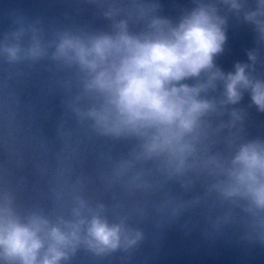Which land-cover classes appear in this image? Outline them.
Wrapping results in <instances>:
<instances>
[{
	"label": "clouds",
	"instance_id": "9594fccd",
	"mask_svg": "<svg viewBox=\"0 0 264 264\" xmlns=\"http://www.w3.org/2000/svg\"><path fill=\"white\" fill-rule=\"evenodd\" d=\"M99 23L45 25L11 16L0 32L5 86L41 63L56 77L66 121L109 147L97 188L81 173L51 206L26 201L22 178L0 181V264H73L129 254L145 239L149 201L170 210L211 202L218 226L264 247V136L246 133L248 109L264 114V0H189L173 16L161 0H87ZM251 28L246 61L224 71L229 21ZM247 94V107L239 106ZM71 167L63 164L58 175ZM124 258L123 255L120 257Z\"/></svg>",
	"mask_w": 264,
	"mask_h": 264
},
{
	"label": "water",
	"instance_id": "95a60500",
	"mask_svg": "<svg viewBox=\"0 0 264 264\" xmlns=\"http://www.w3.org/2000/svg\"><path fill=\"white\" fill-rule=\"evenodd\" d=\"M161 3L164 14L174 17L189 0ZM15 13L28 19L39 17L45 25L99 23L87 0H0V32L10 27ZM227 36L225 51L216 59L224 71H230L237 61H246V50L254 47L247 25L230 20ZM6 72L7 67L0 64V181L5 170L13 183L22 178V197L46 207L64 192L65 182L81 173L90 178L89 190L95 192L98 169L108 163L101 156H117L123 146L109 147L105 141L89 138L72 121L65 122V135H60L62 93L46 64L21 66V75L7 86ZM248 104L245 94L239 106ZM248 113L246 133L264 136V114L255 108ZM62 164L71 167V176L67 171L58 175ZM158 202L159 198L148 202L147 215L140 222L145 239L131 253H117L104 261L79 253L73 264H264V247L242 240L236 225L218 226L216 217L221 213L210 201L186 210L175 221L170 220V210H156L153 205Z\"/></svg>",
	"mask_w": 264,
	"mask_h": 264
}]
</instances>
